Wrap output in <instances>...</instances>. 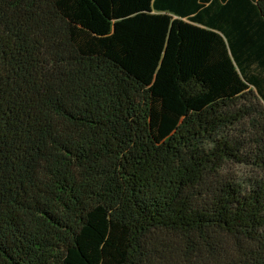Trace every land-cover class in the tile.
Wrapping results in <instances>:
<instances>
[{"label": "trees", "instance_id": "1", "mask_svg": "<svg viewBox=\"0 0 264 264\" xmlns=\"http://www.w3.org/2000/svg\"><path fill=\"white\" fill-rule=\"evenodd\" d=\"M0 264H264V0H0Z\"/></svg>", "mask_w": 264, "mask_h": 264}, {"label": "rangeland", "instance_id": "2", "mask_svg": "<svg viewBox=\"0 0 264 264\" xmlns=\"http://www.w3.org/2000/svg\"><path fill=\"white\" fill-rule=\"evenodd\" d=\"M229 172H231L235 177L242 181H248L254 176L258 175V169L255 166H245L240 164L230 163L227 166Z\"/></svg>", "mask_w": 264, "mask_h": 264}]
</instances>
